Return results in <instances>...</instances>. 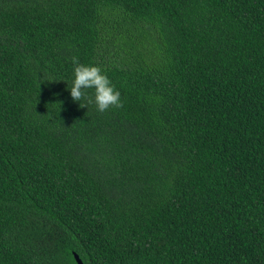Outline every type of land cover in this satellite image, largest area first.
Listing matches in <instances>:
<instances>
[{
  "label": "trees",
  "instance_id": "1",
  "mask_svg": "<svg viewBox=\"0 0 264 264\" xmlns=\"http://www.w3.org/2000/svg\"><path fill=\"white\" fill-rule=\"evenodd\" d=\"M75 255L264 264V0H0V264Z\"/></svg>",
  "mask_w": 264,
  "mask_h": 264
},
{
  "label": "clouds",
  "instance_id": "2",
  "mask_svg": "<svg viewBox=\"0 0 264 264\" xmlns=\"http://www.w3.org/2000/svg\"><path fill=\"white\" fill-rule=\"evenodd\" d=\"M74 65V80L70 87V94L74 101H86L81 107L95 103L99 112L103 113L110 108H122L121 93L111 82L108 75L95 64H82L78 56H72ZM87 89H94V101Z\"/></svg>",
  "mask_w": 264,
  "mask_h": 264
},
{
  "label": "water",
  "instance_id": "3",
  "mask_svg": "<svg viewBox=\"0 0 264 264\" xmlns=\"http://www.w3.org/2000/svg\"><path fill=\"white\" fill-rule=\"evenodd\" d=\"M75 262H76V264H83V261H82V259L81 258H79V256L78 255H75Z\"/></svg>",
  "mask_w": 264,
  "mask_h": 264
}]
</instances>
